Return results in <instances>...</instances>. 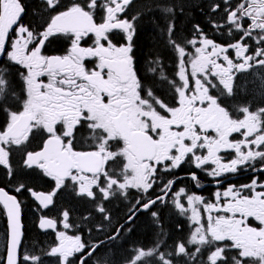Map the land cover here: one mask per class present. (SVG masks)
I'll list each match as a JSON object with an SVG mask.
<instances>
[{
	"label": "snow or ice",
	"instance_id": "1",
	"mask_svg": "<svg viewBox=\"0 0 264 264\" xmlns=\"http://www.w3.org/2000/svg\"><path fill=\"white\" fill-rule=\"evenodd\" d=\"M190 10L187 0H39L26 21L24 0H0V264H264V0H210L207 22H191L182 36L178 20ZM145 24L169 54L171 74L163 52L138 67ZM60 36L71 41L66 53L46 54ZM221 153L233 155L225 162ZM184 165L218 186L229 174L259 175L206 199L181 186ZM185 178L201 187L197 172ZM32 179L51 181V190ZM62 192L91 210L78 222L66 209L50 218L45 210ZM25 194L40 233H56L58 243L42 251L25 249ZM114 201L123 203L115 224ZM169 204L189 222L187 239L163 238ZM141 213L158 239L128 251L121 241ZM85 221L94 240L68 234Z\"/></svg>",
	"mask_w": 264,
	"mask_h": 264
},
{
	"label": "flooded vegetation",
	"instance_id": "2",
	"mask_svg": "<svg viewBox=\"0 0 264 264\" xmlns=\"http://www.w3.org/2000/svg\"><path fill=\"white\" fill-rule=\"evenodd\" d=\"M36 1L39 4V0H36ZM187 3L189 4V7L191 10L187 13V16H182L178 20V25L183 26V27H179L180 29L183 30L181 32L182 36L184 35L185 32L190 31L191 22H199L201 24H205L207 22V17L205 16V12H207V5L210 3V0H187ZM195 3L199 4V5H203L204 11L202 12L199 8L193 7L192 5ZM141 30L144 31V33H143L144 35L147 34V36H149V37H151V35L156 37L158 42L160 43L158 45V48L160 47V49H164L162 41L155 34L151 25L145 24L141 28ZM92 41H93V38L88 37L84 41H82V45L83 46H91ZM113 42L117 43V44L123 43V40L120 38L119 33L113 34ZM70 44H71V41L67 37L60 36V37L54 38L50 44L46 45V49H45L46 54H48V55H63L66 53V51L70 47ZM165 54L167 55L165 60L168 62V71L171 74L173 72V66L169 60V54L166 51H165ZM146 58H148L149 60L151 59L149 56L146 57L145 55H143L140 58V60L138 61V67L143 69L144 67L147 66L146 65ZM137 60H138V58H137ZM88 64L91 67L92 62L89 61ZM148 79H149V81H151L152 77L149 76ZM164 93L170 95V93L162 91V94H164ZM233 138L234 139H241L242 137H240L239 133H234ZM39 143H40V141L36 140L33 142L32 146L35 147ZM221 155H223L225 157V162H227V160L230 159L233 154L221 153ZM209 167H211V166H209ZM179 171H180V184H181V186H187V188L190 190V192L196 191V194H200V195L204 196L206 199H212L213 193L218 189L220 191H223L228 185H233V184L236 185L237 187H239V186L243 185V183H246V184L250 183L251 178L254 175H259L258 173H253V172L248 171V170L241 171L237 174H229L227 179L224 180L223 183L218 186L212 180L211 177L207 176L203 172H200L198 169H196L195 167H193L191 165H184V166H182V169ZM189 172H197L198 173V175L200 176V180H201V187H199V188L194 187L193 182L190 179L185 178V174L189 173ZM4 182L6 183L5 178H4ZM37 185H39L38 186L39 190L47 192V191L51 190L52 182L48 181V180H40L39 179V184H37ZM0 187H3V186L0 184ZM6 190L10 191V193H11V185H8ZM131 191L133 192L134 195L136 194L135 190H131ZM25 195H28V194H25ZM28 197H29V202H31L32 205L28 206L29 209L27 212L23 211V205H22L21 220H22L24 230H25V234H26L25 222L27 220V217L30 216L32 218L33 227H34L35 231L38 232L39 238H37L36 244H33V243L30 244L29 239L27 238V234H26L25 249L35 248L37 251H42V250L46 249L48 246L53 245L55 243H58V240L56 237V233L51 231V230H49L46 234L40 233V230L37 227L38 217H39L40 213L36 211V202L33 201L32 197L30 195H28ZM65 198H71L73 200H78V198H74L73 196L69 195L68 192H62L61 194H58L55 197V203L53 206L50 207V210H45L47 212V215L50 218L59 219L61 210L66 209L70 212V219L73 222L80 221L81 217H77L76 215L72 214V211L69 209V207L66 203H61V200L65 199ZM113 206L115 208L121 210L118 213H114L116 216V219L113 220V224H115L116 220H119L123 215V211H122L123 203H121V201H114ZM170 209H171V205L169 204V209H165V210H169L173 214L176 213L174 209H171V210ZM86 210H91L90 206H88V208ZM25 213H27L28 215ZM178 217L180 219H177ZM146 218L151 220V218L149 216L141 213L140 217L138 218V220L136 222L137 223L136 230L138 229L139 224H142ZM175 218L178 221V223H180L183 227V232H181V235L179 237H177V239H175V240L187 239L188 235H189V226H188L189 222L183 216L177 215ZM92 223H96V221L94 220V221H92ZM250 223L253 226L257 225V222L255 220H251ZM90 226L91 225L89 224L88 226H81L80 228H72L70 230H67V232L69 235H81L82 239H84V240H88L89 238L94 240L97 236V233L95 230H93L90 233L89 232ZM6 228H7V219H6V216L3 213V211L0 210V253H3V251H4V246H5V242H6ZM58 230L65 231L62 227V224L58 225ZM136 230L134 231V233L127 234L128 238L121 241V244L124 245V248L127 249L128 251H130L134 246L150 245L152 243V241H155L152 238L151 240H145L142 243L131 242L129 239L133 235H135ZM155 239L157 240L156 237H155ZM98 251L103 252L104 250L100 249ZM125 254H126V252H125ZM48 260L52 261L54 264L56 258L50 257V258H48Z\"/></svg>",
	"mask_w": 264,
	"mask_h": 264
},
{
	"label": "trees",
	"instance_id": "3",
	"mask_svg": "<svg viewBox=\"0 0 264 264\" xmlns=\"http://www.w3.org/2000/svg\"><path fill=\"white\" fill-rule=\"evenodd\" d=\"M25 5L28 8V15L25 17V20H32L33 19V11L39 7V4L36 0H24ZM196 4V3H195ZM183 27V26H179ZM144 31L140 29L138 33V39L136 40V55L138 58V61L140 58L145 55L146 57L149 56L150 58L155 55L156 53L163 52L164 53V59H166L167 55L165 54L164 49L158 48V45L160 44L157 40L156 37L151 35V37L147 36V34H143ZM166 61V60H165ZM144 67V66H143ZM158 91H160L159 86H158ZM163 92H167V88L165 87ZM165 94V93H164ZM169 95V94H167ZM30 183L38 189L37 184H39V179H32ZM0 184L2 186H5L4 182V177L0 175ZM246 183H243V185ZM196 193V191H191ZM61 203H66L69 207V209L72 211V214L76 215L77 217H81L83 213H85L86 206L78 203V200H73L71 198H65L61 200ZM32 205L31 202H29V197L28 195H25L24 200H23V211H28V206ZM27 214V213H25ZM28 215V214H27ZM177 214L172 213L169 210H164L163 211V221H164V227L168 232V235L163 237L164 239L168 240L169 243L172 241H175L177 237L181 235V232H183V227L177 229V224L178 221L176 220ZM177 219H180L179 217ZM89 222H82L81 226H88ZM181 225V224H180ZM26 226V234L27 238L29 239L30 244H36L37 243V238H39L38 232L35 231L32 223V218L30 216L27 217V220L25 222ZM155 237L158 239L157 234H156V228L151 224V220L146 218L142 224H139L138 229L135 232V235H133L129 240L131 242H136V243H142L145 240H153L156 241ZM155 241H152L151 244H153ZM150 244V245H151Z\"/></svg>",
	"mask_w": 264,
	"mask_h": 264
},
{
	"label": "water",
	"instance_id": "4",
	"mask_svg": "<svg viewBox=\"0 0 264 264\" xmlns=\"http://www.w3.org/2000/svg\"><path fill=\"white\" fill-rule=\"evenodd\" d=\"M32 199H33V201L35 202L34 198H32Z\"/></svg>",
	"mask_w": 264,
	"mask_h": 264
}]
</instances>
